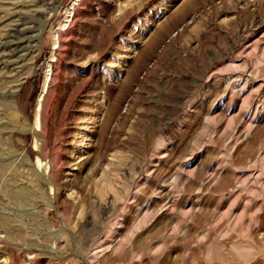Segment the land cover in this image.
I'll return each mask as SVG.
<instances>
[{"label":"rangeland","instance_id":"rangeland-1","mask_svg":"<svg viewBox=\"0 0 264 264\" xmlns=\"http://www.w3.org/2000/svg\"><path fill=\"white\" fill-rule=\"evenodd\" d=\"M0 264H264V0H0Z\"/></svg>","mask_w":264,"mask_h":264},{"label":"bare ground","instance_id":"bare-ground-1","mask_svg":"<svg viewBox=\"0 0 264 264\" xmlns=\"http://www.w3.org/2000/svg\"><path fill=\"white\" fill-rule=\"evenodd\" d=\"M51 71V70H50ZM49 77H50V74L48 75V79H47V81L45 82V85H44V91H43V94H44V92L47 90V88H48V82H49ZM39 107H41V102H40V105H39ZM39 110V109H38ZM37 117H36V128L37 129H41V119H40V111H38V113H37V115H36Z\"/></svg>","mask_w":264,"mask_h":264}]
</instances>
